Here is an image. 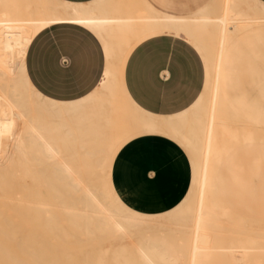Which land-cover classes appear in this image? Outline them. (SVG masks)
Segmentation results:
<instances>
[{
  "label": "bare ground",
  "instance_id": "6f19581e",
  "mask_svg": "<svg viewBox=\"0 0 264 264\" xmlns=\"http://www.w3.org/2000/svg\"><path fill=\"white\" fill-rule=\"evenodd\" d=\"M103 4L0 0V264H81L79 250L51 258L49 233L84 241L86 255L95 234L118 243L82 264H216L220 251L228 264H257L251 255L264 252V228L240 238L253 220L233 206L249 211L257 184L264 200V73L255 65L264 63V4L212 0L187 17L164 15L144 0H123L117 11ZM60 24L93 32L106 58L98 85L75 101L43 96L25 70L32 40ZM154 36L186 41L205 67L199 97L167 117L140 109L123 81L130 53ZM144 135L175 142L191 165L188 193L161 215L129 209L112 187L117 153Z\"/></svg>",
  "mask_w": 264,
  "mask_h": 264
},
{
  "label": "crops",
  "instance_id": "0c3cea01",
  "mask_svg": "<svg viewBox=\"0 0 264 264\" xmlns=\"http://www.w3.org/2000/svg\"><path fill=\"white\" fill-rule=\"evenodd\" d=\"M94 4L101 0H61ZM123 0H104V10L122 9ZM154 10L173 17L192 16L212 0H144ZM264 4V0H259ZM106 68L102 43L85 27L60 24L39 33L30 43L25 70L32 86L57 101H75L89 94ZM123 81L131 100L143 111L172 116L188 109L202 93L205 67L186 41L154 36L130 53ZM187 154L173 141L144 135L125 144L111 170L112 187L131 210L161 215L175 208L191 186Z\"/></svg>",
  "mask_w": 264,
  "mask_h": 264
},
{
  "label": "rangeland",
  "instance_id": "374dc122",
  "mask_svg": "<svg viewBox=\"0 0 264 264\" xmlns=\"http://www.w3.org/2000/svg\"><path fill=\"white\" fill-rule=\"evenodd\" d=\"M255 65L257 68L256 69L257 73L263 74L264 72H263L262 67L264 66V63L260 62ZM241 76L243 77V81L245 82L249 81L247 74L245 75L241 74ZM248 91L252 94L255 93L252 87H248ZM241 156H244L243 152L241 153ZM262 166L263 167L261 168V173L262 175H264V164ZM259 186L260 185L257 184L255 187L257 189L253 194L254 195L253 197L255 198V202L248 205V208H250L249 211H243L242 207L244 206L241 203H238L236 201H235L236 203L233 206V209L236 211L238 215L245 214L246 216L250 217L251 220H253L252 222L249 223L248 221L245 224V226H247L248 228L242 229L243 233L240 236V238L242 239L248 238V237L253 238L254 235L259 232L258 230H261L262 228H264V200L261 199L262 191L259 190L260 189ZM25 234H26L25 232L18 233V241ZM154 234L155 233L149 232V231L142 232V235H154ZM221 234L224 237H228V238L236 236V235H233L230 231L227 232L226 230H221ZM45 239L48 242H52L55 244V247L51 249V254H50L51 258L52 257L64 258L65 254H62V252H66L67 254V252H70L73 250H79L81 254L78 256L80 260L78 261L81 264L83 263L84 258L94 259L95 257H98V255L100 254V251L102 250H107L110 253L118 245V243H110L108 239H106L105 237H103V235L98 233V234L93 235L92 238H90L93 242V245L90 249H88V253L86 255V250H87L86 243L84 241L78 242L77 241L78 239L76 237H68L64 235L54 236L53 234L49 233L45 236ZM75 242H78V243H75ZM13 253L16 254L17 256H21L25 258L26 260H29L30 258L28 254L27 253L24 254L20 250V248H14ZM108 256H111V254H108ZM251 256L252 258H254V260L257 259V264H264V252L260 254V252L254 251ZM215 263L216 264H228V254L226 253V251H220L216 255Z\"/></svg>",
  "mask_w": 264,
  "mask_h": 264
}]
</instances>
